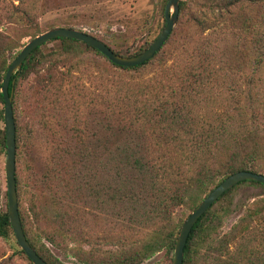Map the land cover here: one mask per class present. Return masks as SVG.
Instances as JSON below:
<instances>
[{"label": "rangeland", "instance_id": "374dc122", "mask_svg": "<svg viewBox=\"0 0 264 264\" xmlns=\"http://www.w3.org/2000/svg\"><path fill=\"white\" fill-rule=\"evenodd\" d=\"M167 1L38 0L37 9L31 11L33 0H0V64L3 58L7 64L11 63L35 36L65 26L96 37L119 55H137L164 28ZM188 2L179 0L178 18L168 39L140 69H120L81 43L65 48L55 40L40 46L30 71L16 81L12 110L20 138L15 160V174L22 193L18 207L29 232L40 236L59 264H115L106 251L142 252L156 231H161L160 241L165 243L166 235L171 232L175 242L183 222L214 188L215 184H211L203 192L194 187L183 190L182 203L171 208L167 219L148 214L151 206L162 200L168 202L173 191L183 189L184 182L193 180L200 164L195 163L198 159H191L194 151L187 142L190 140H185L190 137L179 133L178 126H170L168 133H177L179 140L164 142L156 136L161 131L155 121L157 117L138 116L135 120L136 110L156 104L155 96L171 103L185 100L197 103L190 117L196 120L192 124L198 129L216 125L225 116L235 118L231 123L233 130L242 124H252L257 132L249 148L264 154V111L259 108L264 103V89L261 93L253 89L244 93V76H253L244 46L261 30L256 10L245 1L244 6L226 18L229 29L224 30V35L220 30L202 33L193 23L192 12L185 9ZM26 8L27 13H23ZM222 37L225 39L220 40ZM203 44L212 48L213 57L202 66L211 72L213 83L208 82L201 89L186 74L199 65L194 56L199 50L207 49ZM10 47L15 48L7 50ZM237 47L240 49L236 50ZM62 50L77 51L79 56L63 55ZM39 55L47 60L38 61ZM5 74L0 69V93ZM49 76L53 83L48 86ZM255 77L264 84V68ZM191 88L197 90L191 92ZM74 101L81 104L82 118L74 117L77 113ZM249 101L257 106L259 113L253 123L250 117L255 107ZM3 110L4 103L0 100V137L5 132ZM107 118L120 122V127L124 126L122 131L106 129L102 123ZM75 130H80L81 135ZM66 147L72 151L83 147L95 150L98 161L82 167L74 155H65L67 166L59 161L60 168L56 156L59 149ZM134 148L146 150L147 160H155L152 163L166 166L155 183L130 167L136 156L131 158L124 151L118 153L121 149L131 152ZM5 156L6 148L0 147V201L4 212L7 210ZM217 157L208 158L214 170L222 162V157ZM259 162L257 167L264 173V162ZM119 171L122 172L118 175ZM91 188L98 190L103 198L114 193L117 197L132 196L140 200L138 214L131 216L140 220V224L130 225L126 221L130 218L123 211L127 204L119 206L123 213L118 217L99 206L100 210L96 209L90 202ZM209 212L215 218L209 236L204 239L202 236L194 244L192 254L183 264H264V185L242 182L215 202ZM61 214L72 237L65 240L64 250H57L44 235L58 228L57 216ZM94 247L99 251L90 253ZM21 251L14 236L0 238V264H30ZM75 252L79 258L74 257ZM173 255V249L163 247L138 264H171Z\"/></svg>", "mask_w": 264, "mask_h": 264}, {"label": "trees", "instance_id": "16d2710c", "mask_svg": "<svg viewBox=\"0 0 264 264\" xmlns=\"http://www.w3.org/2000/svg\"><path fill=\"white\" fill-rule=\"evenodd\" d=\"M37 1L38 0L35 1L33 0L31 8H29L28 6L26 7H28L31 11H35L37 9V7L35 6ZM245 1H248L249 5L256 10L257 18L259 21L258 28L261 30L260 31L258 30L257 33L254 35V37L251 38L248 46H244V52L246 51V54H248L249 57L248 64L251 66L250 67L251 74H253V76L250 78L244 76V85H246V90L244 93L247 94V92L252 91V89L258 93H261L263 92L264 84H261V82H259L260 80L257 79L255 76L257 72L259 73L260 69L264 68V0H190V2L186 4L185 9L189 10L190 13L192 12L191 15H192L193 23L201 29L202 33H205V31L220 30L219 33L221 35H224L225 34L224 30L229 29V25L228 23H226V18H230L232 12L235 9L244 6ZM183 6L185 5L182 4V8ZM14 9L19 12L18 7H14ZM27 11L28 10L26 8L23 10V13H27ZM65 27L72 28L69 26H65ZM224 39H225L224 37L220 38V40H224ZM55 40H59L60 42H62V44L65 45V48H68V45L72 43H81L86 47L91 48L94 52H96L97 54L108 60L97 50L86 45L85 43L72 39H64V38L54 39L51 41H55ZM203 45L207 49L199 50L197 54L194 56V58L198 60L199 65L193 66L190 69V71L186 74L187 78L193 80L192 84L199 87L201 86L202 87V88L200 87L201 89H203V86H205V84H207L208 82H211V84L213 83V81L210 79V75H212L211 72H209V70L207 69H204L202 66L204 62H208V63L210 62L208 59L209 57H213V54L210 50L212 48L208 44L206 45L203 44ZM12 48L15 47L7 48V50L12 51L13 50ZM39 48L40 47L36 48L33 52H31V54L23 62L20 74L16 77H15L16 73L13 74L12 78H15L14 84L13 86L11 85V83L9 85V91L13 87V96L15 95V89L17 84L16 81L18 80V78L25 76V74H27L28 71H30L31 67L33 66V61L40 51ZM239 49L240 47L236 48V50ZM73 51L74 50H62V54L63 55L73 54L75 56H79L78 54L79 52L76 51L77 52L76 54V52ZM151 59L141 65L129 67V68L116 66L112 64L109 60L108 61L113 66L123 70H127V69L136 70L148 64L151 61ZM46 60L47 57L43 55L41 56L39 55L38 61H46ZM9 65L10 63L7 64L6 60L3 58V61L0 64V69L6 72ZM46 83L48 86L51 85L53 83V79L49 76L48 80H46ZM191 89L193 90L191 92H195L197 90V89L194 90V88ZM155 98H157L156 99L157 102L152 107L146 108L144 106L142 109L136 110L135 120L137 119L138 116L142 119H146L148 117H152V118L157 117L155 121L160 126L159 128L161 129V131L156 136L160 138L161 141L164 142L166 141L172 142V141H176V139L179 140L180 135H178L177 133L175 135L171 132L170 134L168 133L169 132L168 129L170 126H178L180 131L179 133L184 132L185 134H187L188 137H190L185 140H190L187 142L190 143L192 147L191 149L194 151V153H192L193 155L191 156V159L193 160L198 159L195 163L200 162V164L197 165L198 169L196 171L195 178H192L193 180L189 179L190 181L188 180L187 182H184L183 189L173 191L171 196H169L170 200L168 202L162 200V201H158L156 204L151 206L148 211V214L150 212L153 214L155 213L157 217L159 216L163 219H167L168 212L171 210V208H174L178 206L180 203H182L183 195L181 193L183 192V190L187 191L189 188L191 189L192 187H194L199 192L200 191L203 192L209 185L215 184L214 187H216L226 177L239 171H251L253 173H261L260 169H258L257 166L259 165V163H261L259 161L264 162V154L263 153L259 154V151L256 148H252V149L249 148V143L251 142L252 136L255 134V132H257V128H254L252 124H248V125L242 124L239 127V129L237 127L235 130H233L231 129V123L235 122V118L233 116H225L224 118H221L219 122L216 123V125H207V128L205 129H198L194 127V124H192L196 120H193L194 118L190 117V115L194 111L193 107H196L197 103L191 104L189 100H185L183 103H174V102L171 103L168 100H167L168 102L162 100L158 95L155 96ZM0 100L1 103H4L1 93H0ZM92 101H90L89 104H93ZM191 101L195 102L193 100ZM249 102L252 105H254L253 107H255L252 109V113L250 117L251 123H253V121H255V119L258 118L259 113L256 112L257 106H255V104H253L252 101ZM235 103L239 104V101H235ZM74 105H75L74 107L75 112L77 111L74 117H77L78 119L82 118L80 117L82 113L81 104L79 103V101H74ZM259 108L261 111H264V103L260 104ZM239 110L241 109L238 108L237 111ZM75 120L79 122L82 121L77 119ZM104 121L105 122L102 124L108 130L116 128L119 131H122L124 127V126L120 127L121 124L120 122L119 123L114 122L109 118L105 119ZM45 124L46 123H44V125ZM99 124H101V122H99ZM75 133H77V135H81L80 130H75ZM182 141H184L183 138ZM19 142H20V138L18 135V129L16 127V148ZM0 147L3 148L5 147V132H2V136L0 137ZM120 151L121 152L124 151L125 154H127L131 158L133 156H136V158H134L133 162L131 163L130 167L135 172H138L140 175H144L145 177L148 176L149 181L151 183H155L156 179L158 177H161L162 175L161 173H163V171L166 170L165 165L161 163L160 165H156L157 163L156 164L152 163L155 162L154 159L147 160L148 152L146 150L142 151L141 149L137 150L134 148L130 152L128 149H123V150L121 149L118 151V153H120ZM60 152H62V155H60ZM65 155H74L82 167L85 165H90L91 162H94L98 159L95 150L92 149L88 150L87 148L83 147V148H75L72 151L71 149L66 147L64 149H59V155L56 156L57 159L55 161L56 164L60 166V168H62V163L59 161H63L65 167L67 166V163L65 162ZM217 156L222 157V162L219 164L218 168L214 170V166H211V164L208 163V161L209 159H217L218 158ZM185 158L187 159V156H185ZM76 159H73L74 163ZM121 172L122 171H119L118 175L121 174ZM55 173H57V170H55ZM15 180H16L17 197L19 198L22 194L21 184L19 177H17L16 174H15ZM250 182L256 184V182L253 181ZM230 190L222 194L221 197L225 196ZM90 192H91L90 202L94 203L96 209H99L100 207L102 210L103 209L109 210L111 213H113V217L116 216L118 217L120 213H123L122 210H120L121 208L119 206L123 204H127L128 207L123 211L128 212L130 218H127L126 221L129 222L130 225L137 226L138 224H140V220L131 217L132 215L138 214L137 205L139 204L140 200H137V198L135 199L132 196L117 197L116 194L114 193L109 194L108 196L103 198L99 196V191L94 190L93 188L90 189ZM0 197H1V187H0ZM210 208L197 220V222L194 224V226L192 227L189 233L186 245L184 247L183 263H185L189 259V256L192 254L194 244L199 239H202V236L203 239L205 238V236H209V233L211 231L210 229L212 228V224L215 220L214 215L209 212ZM18 211H19V207H18ZM19 217L22 224L24 235L28 243L31 245L32 248H34L38 256H40L47 264H59L56 258L53 257L50 249L45 244L42 243L40 236H38L37 234H31V232H29V230L26 227L25 218L23 217L20 211H19ZM57 217L59 222L58 228L56 227L54 231L45 234L44 237L45 240L49 243V245L52 246L53 248L57 250H64L66 248L64 246L65 240L71 238L72 236L69 234L66 228L65 216L61 214ZM160 234L161 231H156L154 233V236H151V238H149L146 241V243L144 244L145 246L144 250L142 252L139 251L131 252L130 250L127 249L109 250L106 251L108 253V258L112 259L111 261H113V263L115 264L117 263L138 264L145 259L151 258L152 255L159 252L163 247H165V249L171 248L174 250L175 242L171 236V232H169L168 235H166L165 243L159 240L161 238ZM10 236H14V235L11 230L9 218L7 215V210L5 212L1 210V201H0V238L8 239ZM72 242L75 243L76 240L74 239L72 240ZM98 251L99 249L94 247L91 248L90 253H94ZM21 253L24 252L21 251ZM73 255L74 257L79 258L78 253L75 252L73 253ZM83 264L86 263L83 262Z\"/></svg>", "mask_w": 264, "mask_h": 264}, {"label": "water", "instance_id": "95a60500", "mask_svg": "<svg viewBox=\"0 0 264 264\" xmlns=\"http://www.w3.org/2000/svg\"><path fill=\"white\" fill-rule=\"evenodd\" d=\"M179 13V0H168L164 10L165 26L150 46L143 52L124 57L116 54L104 42L81 30L67 27H54L29 40L11 61L1 84V95L4 100L3 119L5 126V181L7 193V215L14 239L32 264H47L28 243L22 228L18 211V197L16 190V126L12 110L13 86L15 77L21 72L23 62L36 48L54 39H72L94 48L105 56L112 64L120 67H134L150 60L168 39ZM243 181H253L264 184V174L251 171H239L226 177L214 187L197 205L194 211L183 222L175 240L174 255L171 264H183L184 247L189 233L197 220L224 194Z\"/></svg>", "mask_w": 264, "mask_h": 264}]
</instances>
